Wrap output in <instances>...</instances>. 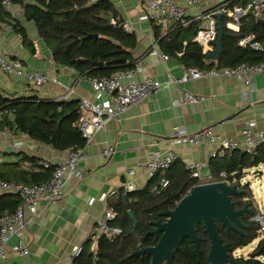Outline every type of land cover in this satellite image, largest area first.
Segmentation results:
<instances>
[{
  "label": "crops",
  "instance_id": "obj_1",
  "mask_svg": "<svg viewBox=\"0 0 264 264\" xmlns=\"http://www.w3.org/2000/svg\"><path fill=\"white\" fill-rule=\"evenodd\" d=\"M107 1L113 6L117 18L130 27L129 33H133L137 39L132 54L135 67L139 66L141 70L134 74V80L140 82L143 78L151 77L165 82L168 75L180 77L184 67L179 55L162 62L159 57L149 54L152 42L157 43V40H154L151 23L141 20L142 6L136 0ZM7 11L16 28L0 27V55L17 59L29 71L44 73L63 85L71 86L74 93L66 98L68 101L87 99L95 102L91 78L58 66L51 60L50 50L39 39L33 20L27 17L24 6L14 1ZM22 33H25V38ZM156 46L159 55H164L159 45ZM252 82L250 87L237 78L202 77L181 85L180 89L168 85L126 110L119 118L109 120L104 130L94 134L88 143L86 151L89 161L80 165V176L69 180L62 198L56 203L40 205L37 218L25 232L30 253L26 256L9 253L0 264H71L72 247L84 245L95 222L104 210L110 209L108 201H119L123 196L122 183L127 171H135L132 180L136 190L147 185L149 178L143 165L150 151L171 148L183 164L204 163L199 173L204 180L208 179V162L217 145H171L169 141L173 128L182 126L189 133L209 128L216 135L239 138L245 123L254 121L256 126L253 132L261 130L264 127V75L254 76ZM184 90L199 98V101L190 104L183 97ZM0 92L14 97L53 100L63 93V89L49 82L44 88L35 90L28 87L23 79L0 72ZM109 146L114 148V152L109 159H104L101 152ZM20 153L54 164L61 162L67 151L54 150L8 129L0 130V163L13 161L14 157L10 155ZM257 171L259 173L254 175L264 176L261 165ZM263 187L260 183V188L256 190L262 191ZM245 197L249 198V195ZM15 243L16 238L12 237L8 248ZM89 246L91 251L95 250H92L90 242Z\"/></svg>",
  "mask_w": 264,
  "mask_h": 264
},
{
  "label": "trees",
  "instance_id": "obj_2",
  "mask_svg": "<svg viewBox=\"0 0 264 264\" xmlns=\"http://www.w3.org/2000/svg\"><path fill=\"white\" fill-rule=\"evenodd\" d=\"M0 0V27L2 25L16 28L13 18ZM22 4L28 18H32L37 34L42 43L52 53L56 65L72 69L79 75L94 78H107L118 72L135 69L133 50L137 39L133 33L123 28L124 22L117 18L113 6L107 0H11ZM251 15L241 20L238 33L228 32L223 38V51L216 62L208 60L202 47L192 42L198 21L186 27H171L163 33L161 27L152 25L154 40H157L161 51L168 57H178L184 69L197 68L201 71L212 69L234 68L240 64L257 65L263 60L261 53L250 49H241L237 42L252 34L255 42L264 44V25H256L248 32L252 24ZM223 23V20H221ZM97 35V37H89ZM25 38V33H22ZM186 45H183V44ZM214 46V44H213ZM117 60H124L118 62ZM102 63L99 67L97 64ZM79 101H53L37 97H14L0 92V130L8 129L15 134L28 136L30 139L50 146L57 151L79 149L85 146L86 140L78 127L81 117ZM13 161L0 163V180L23 185H38L47 182L55 169L44 168L41 159L26 154H11ZM264 169V146L251 156L234 151L231 157H210L208 162L209 179L193 178L192 172L178 159L164 173H157L149 179L147 185L132 193L126 199L109 200L107 206L116 214L112 226L121 229L122 233L114 240L100 238L94 251L89 242L83 246L82 253L73 258L71 264H150L147 254L134 255L139 247L149 248L157 244L154 236L146 233L154 230V224L164 222L163 212L173 210L177 202L191 189L202 183L218 182L220 173H225L230 185L242 190L241 197H232L234 208L248 207L241 219L244 226L240 232L229 231L218 225V233L223 243L230 248L228 264H264V234H257L258 225L250 221L256 213L252 203L243 202L247 194L242 189L243 172L252 167ZM164 178L168 185L160 188ZM157 187L158 194L151 190ZM124 195V193H122ZM19 197L11 194H0V217L14 212L20 205ZM131 211L136 220L133 230ZM200 241V261H197L195 249L189 239H184L174 253L173 264H209L207 255L209 240L201 224L196 225ZM258 239L257 244L247 257H237L236 250L248 247Z\"/></svg>",
  "mask_w": 264,
  "mask_h": 264
},
{
  "label": "built area",
  "instance_id": "obj_3",
  "mask_svg": "<svg viewBox=\"0 0 264 264\" xmlns=\"http://www.w3.org/2000/svg\"><path fill=\"white\" fill-rule=\"evenodd\" d=\"M143 8L141 20L153 23L161 27L163 33H166L171 27H186L191 22L198 21L197 30L192 38V42L202 47L203 54H208L213 50V44L217 39V19L220 16V23L226 32L238 33L241 28V20L247 15H251L252 21L262 20L264 23V0H136ZM11 0H4L3 5L6 10L11 6ZM264 25V24H263ZM123 28L130 32V27L124 23ZM157 43L152 42L149 54L159 57L160 61L165 62L168 59L166 55H159ZM183 45H186L185 43ZM241 49H250L261 53L262 62L257 65L240 64L234 68L212 69L201 71L197 68L184 69L180 77L168 75L165 82H159L151 77L143 78L140 82L134 80V74L140 72L137 66L133 71L118 72L111 77L90 79L91 88L96 101L80 99L78 109L81 117L78 127L86 140L84 147L79 149H69L64 159L59 163L42 160L41 165L44 168L54 166L55 169L51 178L38 185H23L15 182H6L0 180V193L11 194L19 197L21 203L17 209L12 212H6L0 217V263L3 262L9 253L26 256L30 253L25 241V232L28 226L37 218L41 204H54L62 198L64 187L70 179L80 176V165H85L89 161V154L86 147L91 138L97 132L104 130L106 123L119 118L126 110L137 106L145 99L158 92L161 88L173 85L180 89V86L202 77H221L225 79L237 78L244 85L252 87V78L256 75H264V44L255 42L252 34H247L237 42ZM51 60L52 53H49ZM177 55H181L178 53ZM0 72L23 79L28 87L40 90L47 83L52 82L63 89V93L53 101L66 100L74 93L71 86H66L56 81L55 78H49L48 75L29 71L24 64L11 58H5L0 55ZM183 97L190 103L195 104L199 98L191 95L187 91H182ZM177 103V102H176ZM264 112V111H263ZM87 114V116H83ZM256 123L248 121L240 131L239 138H229L216 135L209 128L201 129L195 133L187 132L184 127L177 126L173 128L170 138L171 145H183L189 147H199L206 143L217 145V150L211 154V157L231 156L234 151H241L248 155H254L256 151L264 146V127L253 132ZM112 146L103 148L101 155L104 159H109L113 154ZM178 155L171 149L165 151H150L147 153L143 169L149 179L157 173L164 174L170 166L177 161ZM185 168L192 172L193 178H199V170L205 164L198 162L185 163ZM259 171L253 172L257 174ZM135 175L133 169L128 170L122 191L125 194L136 191L132 178ZM219 182L230 185L226 180L225 173H220ZM209 179V178H208ZM207 179V180H208ZM207 180L203 181L206 182ZM205 184V183H202ZM168 185L166 179L160 181V188ZM200 185V184H199ZM260 192V190H256ZM151 193L158 194L157 187L151 190ZM243 201L248 202L249 198ZM116 214L112 209L104 210L102 216L95 222L89 236L86 239L92 244V250L96 248L98 239L105 238L109 241L120 236V228L112 226L111 222ZM250 221L258 225L257 234H264V209L257 212L250 218ZM15 237L16 243L8 248L9 240ZM85 242V243H86ZM83 246H74L71 249V259L79 256L83 251Z\"/></svg>",
  "mask_w": 264,
  "mask_h": 264
},
{
  "label": "water",
  "instance_id": "obj_4",
  "mask_svg": "<svg viewBox=\"0 0 264 264\" xmlns=\"http://www.w3.org/2000/svg\"><path fill=\"white\" fill-rule=\"evenodd\" d=\"M217 19V39L214 43L212 52L208 53L206 58L211 61H218L223 51V38L227 32L220 23V16ZM262 20L252 22L248 32H251L256 25H263ZM97 37V35L89 36ZM124 62V60H117ZM101 67L102 63L97 64ZM241 197L240 191L234 185H227L224 182H212L194 186L191 191L183 196L176 204L175 208L163 212L161 216L164 222L154 224V230L145 234L151 235L157 240L154 247L141 248L134 251L131 255L147 254L151 257L150 264H173L174 253L184 239H189L195 249L197 261H200V241L197 236L196 225L201 224L204 233L209 240V251L207 260L209 264H228L230 248L224 244L218 233V225H221L225 232H240L244 226L240 219L248 213V207L235 209L232 197ZM123 200L126 195L122 196ZM132 220L133 230L136 227V220L131 211L128 212Z\"/></svg>",
  "mask_w": 264,
  "mask_h": 264
},
{
  "label": "rangeland",
  "instance_id": "obj_5",
  "mask_svg": "<svg viewBox=\"0 0 264 264\" xmlns=\"http://www.w3.org/2000/svg\"><path fill=\"white\" fill-rule=\"evenodd\" d=\"M255 171H257V167L244 170L241 186L242 189L247 192V194H250L248 202L252 203L255 207V210L257 211L264 209V187L262 191H256V189L260 188V183H262L264 186V176L259 177L258 175L252 174ZM257 241L258 239L254 240L250 246L239 249L238 253H235V256L247 257L257 244Z\"/></svg>",
  "mask_w": 264,
  "mask_h": 264
}]
</instances>
